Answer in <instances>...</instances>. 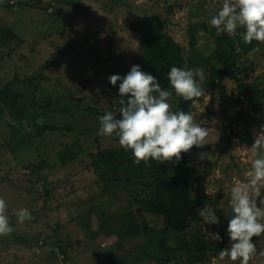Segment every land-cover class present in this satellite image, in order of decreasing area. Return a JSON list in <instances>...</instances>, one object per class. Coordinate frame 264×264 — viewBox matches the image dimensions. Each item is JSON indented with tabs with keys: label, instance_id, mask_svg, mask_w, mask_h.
Instances as JSON below:
<instances>
[{
	"label": "rangeland",
	"instance_id": "1",
	"mask_svg": "<svg viewBox=\"0 0 264 264\" xmlns=\"http://www.w3.org/2000/svg\"><path fill=\"white\" fill-rule=\"evenodd\" d=\"M8 1L11 0H0V85L8 82L10 89L24 99L12 98L13 103L5 100L0 107V197L8 205L14 229L11 234L0 236V264H44L47 256L49 264H109L112 258L125 256L131 262L140 259L137 264H153L143 259L147 251L145 236L122 240L119 232L107 226L110 224L94 228L96 215L78 202L96 197L94 202L100 207L93 206V210L102 212L105 218L112 211L122 212L123 203L119 199L123 197L115 202L111 194L124 193L115 174L103 169L92 155L99 148H120L118 138L97 135L99 117L84 109L87 104H83L82 98L97 92L88 104L101 110L108 105L116 106L121 100L118 91L121 81L113 86L108 77L115 72L126 75L135 64L142 34L133 31L130 25L151 10L159 17L155 22L161 25L164 37L173 39L165 42L174 48L179 45L177 67L186 69L188 34L194 32L187 26V7L194 12L191 20L195 24L203 22L211 29L209 21L223 0H201L199 4L194 0H69L70 4L60 8L56 0H14L22 3L19 8L6 6ZM72 2L81 10H75ZM166 4L173 8L169 15H165ZM52 13L56 14L54 18ZM105 23L108 25L102 30ZM207 37L209 53L211 49L227 51L221 37ZM204 38L199 39V44L205 42ZM258 53L262 55L254 52L247 61V65L254 67L250 79L257 76L264 80V55ZM47 63L50 65L46 66ZM234 87L232 82H224L214 95L217 102L213 103L208 93L206 100L195 106L203 127L210 129L209 142L219 140L217 122L222 119L232 123L234 130L250 129L254 136L264 125V111L250 110L254 119L241 115L247 101L235 102ZM72 96L81 100H73ZM31 98L36 100L34 106ZM16 106L19 112L14 111ZM250 124L254 126L249 127ZM28 132L37 133L30 142L26 141ZM239 147L243 153L238 161L218 159L213 149L200 159L203 151H194L190 156L192 165L208 173L196 175L190 186L192 194L203 195L207 191L208 195H214L222 189L219 208L227 212L230 186L245 180L244 174L250 169V154L245 146ZM36 165L39 167L35 168ZM92 204L95 205L89 201L85 206ZM19 208H27L33 219L19 223L14 214ZM193 220L189 232L195 233L200 225L205 226L203 220ZM157 222L160 223L158 219ZM47 226L58 230L49 231ZM46 230L55 238L69 241L64 258L44 251L38 253L35 239ZM209 232L210 236L215 233L212 229ZM261 236L256 243L257 254L249 264H264V257L259 255L264 251V234ZM75 239L80 242L74 243ZM46 247L52 246H42ZM224 262L211 258L205 264Z\"/></svg>",
	"mask_w": 264,
	"mask_h": 264
},
{
	"label": "trees",
	"instance_id": "2",
	"mask_svg": "<svg viewBox=\"0 0 264 264\" xmlns=\"http://www.w3.org/2000/svg\"><path fill=\"white\" fill-rule=\"evenodd\" d=\"M181 1V0H179ZM199 4L201 0H194ZM9 2V1H8ZM57 6L64 7L70 4L69 0H56ZM178 2V1H177ZM73 6V2L71 3ZM175 5V4H174ZM179 7H181V2H178ZM8 7H20L22 3L11 0L6 4ZM75 10H81L79 6H74ZM173 9V8H172ZM169 5L166 4L165 15H169L172 11ZM110 11H113L112 9ZM150 11V10H146ZM55 13V11H54ZM52 13V17L56 14ZM194 16L192 9L187 7V26L189 29H193L194 32H189L187 39V62L186 69L190 68H202L206 81L202 83V87L205 89V95L196 100L195 104L192 101H184L182 98L177 97L174 93L170 98L169 103L173 110L181 109L186 112H191L197 123L202 124V119L199 118V114L195 112L196 105L203 103L206 99L208 93H211L212 102H217V98L214 97L218 86L224 82L233 83L236 90L237 98L235 102L242 103L243 100L247 101V105L241 115H246L247 117L254 119L250 110L257 113L264 111L263 101H264V80L261 77L251 78V71L254 70L252 65H247V61H250L249 56L252 53L258 54V56L264 55V43L253 41L251 44L245 43L242 38L237 35L235 37H230L227 33H217L215 28L209 29L203 22L195 24L191 19ZM157 17L153 10L150 13H145L140 16L134 22L131 23L130 28L138 33L142 34V38L138 45V58L134 61L135 64L140 65L141 70L148 72L157 77V80L161 86V89L171 90L169 80L167 79V73L171 67L177 66L178 64V47H171L165 39L173 41L171 37H164L161 32L160 26L155 22ZM159 18V17H157ZM163 25L166 26L167 19L162 17ZM108 24L101 26L103 30ZM243 29H238L242 31ZM216 32V33H215ZM74 33V32H70ZM215 35L221 37L227 46V51H214L211 49L209 53L208 50L210 46L208 45L209 36ZM204 38L205 42L199 44V39ZM178 43H176L177 46ZM241 48H239V46ZM108 72V70H107ZM113 74H119L124 76V73L115 72ZM16 79V78H14ZM13 79V80H14ZM29 79V78H28ZM34 79V78H30ZM10 84L7 82L5 85H0V107L7 100L13 103L12 98L24 99L23 95L17 94L14 90L10 89ZM102 92V91H100ZM97 95V92L91 93L90 96H85L82 98L84 109L91 114H95L98 117L104 115L108 111H116L121 107L120 101L116 102V106H109L105 110L98 109L94 106L88 104L90 97ZM103 96V94H101ZM35 99L31 98L34 106ZM221 103V101H220ZM49 105V103H48ZM18 106L20 103L18 102ZM15 107L14 111L17 107ZM21 108V107H19ZM207 109V106H206ZM2 109L0 108V112ZM20 110V109H19ZM22 111V110H20ZM19 112V111H18ZM204 115V114H202ZM208 117V115H207ZM119 118V116H117ZM244 123L248 124L244 121ZM235 124V123H234ZM217 127L219 129V140L217 142H210L203 148H197L193 146L187 153H182L181 160L176 163L175 158L172 162L159 164L154 160H149L147 163L141 161L139 165L133 163L134 157L131 151L125 152L123 148H112L105 147L99 148L95 151L93 155L96 162L107 172L115 174L116 180L122 183V191L115 192L111 194L112 199L116 202L121 196L123 198L119 199L120 211H112L108 216L104 218L102 212L96 213L93 210L100 207L99 204H95L93 198L89 200H79L84 209H90L93 214L96 215V225L99 224L100 228L106 226V224L111 228H114L119 232L122 240L128 238H135L140 236H145L146 244V255L143 259H148L153 264H205L211 258H219V252L222 248L228 247L230 245V240L227 235V224L228 218L226 215H230V211H223L219 208V200H222L223 190L219 192L208 195V194H192L190 186L196 181V175L200 174L204 176L208 171L204 168L198 170L195 168L191 161L190 156L192 153L203 151V153H208L212 149L217 152L218 159H237L241 158L240 145H244L245 149L248 151L249 147L253 144L251 138V131L246 128V130L233 129V124L225 122V119L217 122ZM56 127H51L54 130ZM37 133H27L26 141L30 142L31 137ZM237 138L238 141L234 139ZM239 152V153H236ZM40 164V163H38ZM36 165L35 168H38ZM127 184V186H125ZM105 192V187L102 186ZM93 201L95 205L85 206ZM77 202V203H78ZM79 204V203H78ZM204 206H211L214 208L217 217L220 220L219 225L205 224V226H199L195 233L189 232L190 225L193 219L196 222L202 221V218L198 215L197 209H202ZM135 208H141L142 210L136 212ZM78 210H81L79 208ZM92 218V216H91ZM104 218V219H103ZM77 219L76 216L72 218L73 221ZM95 217H93V220ZM157 219L160 223L157 222ZM159 224V226L157 225ZM94 225V224H93ZM49 231L57 232V227L50 228L47 226ZM99 228V227H98ZM209 229L219 233L221 240L217 241L210 236ZM263 235V234H262ZM263 238L262 236L253 237V242L257 246L258 239ZM49 239V241H48ZM120 239V241H121ZM69 241L62 240L60 237L55 238L48 231H42L41 235H38L35 239V246H38V253L44 251L48 255L55 256L64 255L69 249L67 243ZM78 239L74 240V243H79ZM50 244L52 247H46L43 249L42 246H47ZM58 251V252H57ZM45 258L44 264H49ZM17 258L15 259V261ZM224 264H232L228 258L223 259ZM36 261V260H35ZM140 259H135L131 262L128 257L124 259L112 258L109 264H137ZM36 264V262H35Z\"/></svg>",
	"mask_w": 264,
	"mask_h": 264
},
{
	"label": "clouds",
	"instance_id": "3",
	"mask_svg": "<svg viewBox=\"0 0 264 264\" xmlns=\"http://www.w3.org/2000/svg\"><path fill=\"white\" fill-rule=\"evenodd\" d=\"M209 23L217 33H227L230 37L239 35L247 44L254 40L264 43V0H223ZM238 29L243 30L238 32ZM167 79L171 90H162L157 77L142 71L138 64L132 65L124 76L113 74L108 77L113 86L121 81L118 90L121 107L99 117L97 135H115L119 146L125 152L131 151L133 163L137 165L150 159L163 164L175 158L178 163L182 153L189 152L193 146L203 148L210 143V129L197 123L191 112L173 110L169 103L173 93L193 104L204 96L202 83L206 76L203 69L173 66L167 73ZM251 138L254 143L248 149L250 169L244 174L246 179L235 181L230 186V215H226L230 245L219 252L221 260L228 258L232 262L239 261V264H249L257 254L253 237L264 234V125L255 136L251 131ZM239 149L242 150L241 147ZM207 156V153L199 154L200 159ZM197 211L205 224L219 225L220 220L213 207L204 206ZM14 214L21 224L33 219L27 208L16 209ZM13 230L8 205L0 197V236L11 234ZM211 236L221 240L219 233H211ZM259 255L264 257V251Z\"/></svg>",
	"mask_w": 264,
	"mask_h": 264
},
{
	"label": "water",
	"instance_id": "4",
	"mask_svg": "<svg viewBox=\"0 0 264 264\" xmlns=\"http://www.w3.org/2000/svg\"><path fill=\"white\" fill-rule=\"evenodd\" d=\"M48 64H49V63H47L46 66H47ZM49 65H50V64H49ZM72 99H73V100H77V101H80V100H81L80 97H75V96H72Z\"/></svg>",
	"mask_w": 264,
	"mask_h": 264
},
{
	"label": "built area",
	"instance_id": "5",
	"mask_svg": "<svg viewBox=\"0 0 264 264\" xmlns=\"http://www.w3.org/2000/svg\"><path fill=\"white\" fill-rule=\"evenodd\" d=\"M64 257H65L64 255H59V258H60V259H62V258H64Z\"/></svg>",
	"mask_w": 264,
	"mask_h": 264
}]
</instances>
